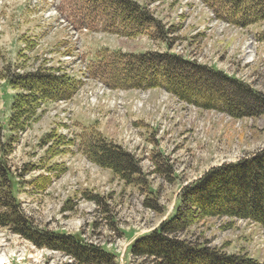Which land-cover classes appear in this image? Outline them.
I'll return each instance as SVG.
<instances>
[{
	"label": "rangeland",
	"instance_id": "rangeland-1",
	"mask_svg": "<svg viewBox=\"0 0 264 264\" xmlns=\"http://www.w3.org/2000/svg\"><path fill=\"white\" fill-rule=\"evenodd\" d=\"M137 1L164 29H172L164 40L85 27L81 21L92 11L85 0H0V158L18 176L13 194L19 212L34 229L76 235L104 249L115 264L144 262L132 254L133 243L175 213L185 185L214 166L264 148V115L235 118L225 110L186 102L162 86L111 88L90 70L105 48L168 52L264 94V21L235 25L218 18L205 0ZM41 65L75 77L79 89L69 100L43 104L44 112L30 128L11 132L10 107L18 91L5 82V74ZM214 90L193 89L192 94L198 102L214 94L220 99ZM89 128L135 155L142 170L139 182L126 181L79 149V135ZM49 133L64 138L43 144ZM52 146L62 152L53 155ZM46 175L51 182L37 187L35 181ZM93 195L99 203L90 199ZM147 199L158 211L144 205ZM181 236L208 239L213 247L264 263V228L247 219L213 217ZM71 261L63 251L39 247L0 224V264Z\"/></svg>",
	"mask_w": 264,
	"mask_h": 264
},
{
	"label": "trees",
	"instance_id": "trees-1",
	"mask_svg": "<svg viewBox=\"0 0 264 264\" xmlns=\"http://www.w3.org/2000/svg\"><path fill=\"white\" fill-rule=\"evenodd\" d=\"M92 6L82 24L91 30L104 31L122 37L146 33L164 40L170 29H164L161 20L137 0H85ZM218 18L239 26L264 21V0H205ZM98 11V13L96 12ZM90 63L95 78L111 88L140 89L164 87L186 102L205 109L225 110L235 118L264 115V94L243 81L208 68L175 53L146 51L123 52L101 50ZM143 73H146L144 75ZM5 82L18 92L13 96L8 127L22 133L30 128L42 113L46 102L69 100L79 89L80 81L60 68H17L5 74ZM177 84V85H176ZM226 86L232 88L228 95ZM215 88L221 93L198 102L193 89ZM39 111V112H38ZM12 140L16 137L11 135ZM63 135L49 133L42 139L62 142ZM79 149L101 167L113 170L130 183L140 180L142 172L134 154L103 134L89 128L79 135ZM72 141V139H70ZM69 141V142H70ZM74 142V141H72ZM66 144V143H62ZM55 146L52 154L57 155ZM54 150V151H53ZM8 161L0 158V224L39 247L63 251L72 258L66 264H115L114 256L93 244H87L76 235L55 234L32 228L19 212L13 189L18 183ZM46 175L36 180L37 187L51 182ZM100 202L98 195L90 197ZM175 213L151 233L137 239L131 252L144 260L141 264H264L246 253H229L211 246L208 239L182 237L181 234L213 217L247 219L264 228V148L235 162L223 163L206 171L198 180L185 185L179 196ZM146 207L158 205L147 199Z\"/></svg>",
	"mask_w": 264,
	"mask_h": 264
}]
</instances>
